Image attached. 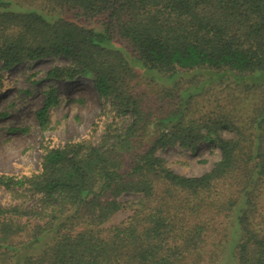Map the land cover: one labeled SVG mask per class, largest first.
<instances>
[{
	"label": "trees",
	"instance_id": "trees-1",
	"mask_svg": "<svg viewBox=\"0 0 264 264\" xmlns=\"http://www.w3.org/2000/svg\"><path fill=\"white\" fill-rule=\"evenodd\" d=\"M48 57L70 64L47 79L90 78L102 113L42 144L36 173L0 174V264H264V0H0V90ZM203 142L221 156L201 176L158 155Z\"/></svg>",
	"mask_w": 264,
	"mask_h": 264
},
{
	"label": "rangeland",
	"instance_id": "rangeland-1",
	"mask_svg": "<svg viewBox=\"0 0 264 264\" xmlns=\"http://www.w3.org/2000/svg\"><path fill=\"white\" fill-rule=\"evenodd\" d=\"M85 26L102 28L96 21L85 23ZM69 64L65 58L48 57L22 63L3 73L4 87L0 90V174L29 176L36 173L40 168L42 144L59 146L80 140L89 135L100 121L102 103L90 78L80 75L74 80L47 79L50 69ZM251 80L264 82V73L255 74ZM51 89L55 91L57 102L50 109V129L43 131L36 120V112L43 106ZM100 135L101 127L97 137ZM158 155L177 174L197 177L213 168L220 159L221 151L211 142H203L195 154L175 146L160 151ZM133 199V195L122 198L123 201ZM11 203L9 194L0 188V205ZM128 215L129 212L117 214L114 223L121 222Z\"/></svg>",
	"mask_w": 264,
	"mask_h": 264
}]
</instances>
